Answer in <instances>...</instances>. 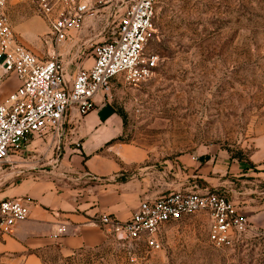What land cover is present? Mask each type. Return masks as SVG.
<instances>
[{
	"label": "rangeland",
	"instance_id": "rangeland-1",
	"mask_svg": "<svg viewBox=\"0 0 264 264\" xmlns=\"http://www.w3.org/2000/svg\"><path fill=\"white\" fill-rule=\"evenodd\" d=\"M7 12L24 45L44 58L63 56L32 0H8ZM118 14L99 7L68 43L76 42L84 58L92 57L96 43L113 37ZM154 22L145 51L158 57L153 76L137 85L119 77L110 83L112 108L124 121L122 139L148 150L149 164L159 172L168 161L173 167L186 155L197 164L221 161L228 168L220 172L221 180L228 186L219 189L232 201L235 193L240 200L242 191L264 189V180L254 174L259 165L252 160L264 143V0H156ZM15 164L3 166L0 181L6 175L17 178ZM175 174L173 168L167 172L171 180H177ZM210 223L205 211L168 222L159 235L160 250L133 249L134 244L115 238L68 254L51 251L44 262L264 264V229L217 247L209 240Z\"/></svg>",
	"mask_w": 264,
	"mask_h": 264
},
{
	"label": "crops",
	"instance_id": "crops-1",
	"mask_svg": "<svg viewBox=\"0 0 264 264\" xmlns=\"http://www.w3.org/2000/svg\"><path fill=\"white\" fill-rule=\"evenodd\" d=\"M79 30L57 44L63 55L60 58L76 57L67 65L69 80L79 69H89L94 64V56L84 58L83 51L75 48L76 42L68 43ZM7 79L14 82L5 85ZM18 84L15 74L4 79L0 84V101ZM94 101L95 108L85 115L71 108L73 115L66 117L61 137L48 132L35 134L12 156L13 164L17 163L12 172L17 178L11 175L10 180L6 175L0 181L4 184L9 180L0 189V201L20 198L29 215L16 223L11 233L0 234V264H45L51 251L68 254L104 245L116 236L110 225L100 222L102 214L126 221L141 201L159 197L170 189L225 193L219 186H228V181L221 180L220 172L228 168L221 161L197 164L193 156L186 155L177 158L180 163L173 167L168 161L159 172L149 164L148 150L122 139L124 121L112 108L110 91L98 93ZM258 152L257 159L252 157L253 164L259 165L254 174L264 180V143ZM171 168L177 180L167 176ZM189 175L194 178H187ZM241 194V201L236 193L233 201L250 221L247 234L264 229V189L249 188ZM60 226L64 231L56 236Z\"/></svg>",
	"mask_w": 264,
	"mask_h": 264
},
{
	"label": "built area",
	"instance_id": "built-area-1",
	"mask_svg": "<svg viewBox=\"0 0 264 264\" xmlns=\"http://www.w3.org/2000/svg\"><path fill=\"white\" fill-rule=\"evenodd\" d=\"M45 19L50 34L63 42L79 30L87 16L99 7L118 14L113 37L96 43L94 64L79 69L67 78V65L75 56L42 59L22 44L8 17V0H0V83L12 74L19 84L0 101V171L13 164L35 134H63L64 121L71 109L85 115L95 108L94 97L107 91L119 77L129 85L149 80L155 73L158 57L146 54L155 33L156 0H32ZM78 51H80L78 49ZM208 212L211 218L209 240L217 247L230 246L236 236L247 233L248 217L224 192L174 190L140 202L126 221L102 214L100 222L111 226L119 240L142 242L153 250L162 249L161 230L171 221L195 212ZM29 210L20 198L0 201V234L11 233L16 223L28 218ZM63 227L56 229L59 236Z\"/></svg>",
	"mask_w": 264,
	"mask_h": 264
},
{
	"label": "trees",
	"instance_id": "trees-1",
	"mask_svg": "<svg viewBox=\"0 0 264 264\" xmlns=\"http://www.w3.org/2000/svg\"><path fill=\"white\" fill-rule=\"evenodd\" d=\"M130 243V242H129ZM130 244H132V246H133V244H134V248L133 249H135V247H137L138 245H144L142 242H132V243H130Z\"/></svg>",
	"mask_w": 264,
	"mask_h": 264
}]
</instances>
